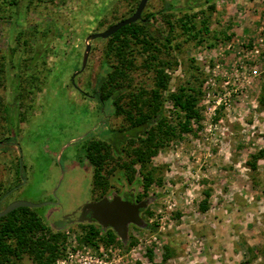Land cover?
Here are the masks:
<instances>
[{
  "label": "rangeland",
  "instance_id": "1",
  "mask_svg": "<svg viewBox=\"0 0 264 264\" xmlns=\"http://www.w3.org/2000/svg\"><path fill=\"white\" fill-rule=\"evenodd\" d=\"M11 1L0 0V187H15L0 211L14 200L47 203L34 213L65 237L54 264H264V158L256 170L248 165L264 149V0H209L193 9L184 0H148L142 16L155 12L153 27L164 36L172 31L171 46L162 52L170 64L169 91L193 87L201 115L199 123L192 121L193 132L150 159L148 188L138 165L132 181L123 168L131 139L144 132L129 129L95 93L106 39L86 40L130 15L139 0H34L29 8L27 0ZM193 13H199L197 28L208 19V32L199 38L177 22ZM142 58L137 55L138 64ZM152 76L131 72L127 90H149ZM176 111L163 102L171 121ZM107 137L121 142L101 170L108 182L102 193L93 187L85 156L95 141L109 145ZM126 190L136 202L151 199L140 217L152 228L130 224L126 245L117 235L97 247L81 242L86 227L76 220L82 207ZM59 219L75 223L57 227ZM16 264L35 263L25 254Z\"/></svg>",
  "mask_w": 264,
  "mask_h": 264
},
{
  "label": "trees",
  "instance_id": "2",
  "mask_svg": "<svg viewBox=\"0 0 264 264\" xmlns=\"http://www.w3.org/2000/svg\"><path fill=\"white\" fill-rule=\"evenodd\" d=\"M36 1L41 2L42 0ZM33 2L34 0H27V8ZM138 2L131 9L130 15L134 12ZM204 3H209V0H184L183 2L187 9L200 7ZM16 4V0L9 3V5ZM213 8V5L208 7L209 10ZM155 14V12H150L145 17L142 16L140 21L122 27L106 39L102 64L103 73L99 76L95 89L99 101L109 103L114 114L116 116L121 115L129 125V129H133L135 132H144L142 137L129 138L133 145L128 154L129 163H125L123 168L128 181H132L135 165H138L142 184L145 188H148L154 181V173L148 168L150 159L160 148L166 146L178 135L193 132L192 121L199 123L201 120L197 98L190 93L193 91V87L184 86L173 92L169 91L170 77L165 72V68L170 64L167 59L162 57V52L171 46L169 34L172 31H169L167 36L161 35L151 23ZM198 14H183L178 19V25L183 33H189L193 37L199 38L201 32H208L207 17L200 21L203 27L197 28L194 19ZM128 16H124L120 20ZM168 25L173 29V24L170 21H168ZM20 35L21 33L16 38L18 39ZM9 52L10 56L13 57L16 48H10ZM37 55L40 57L39 51L35 52L32 58ZM137 55H143L139 64L137 63ZM138 69L153 73V87L149 90L143 87L127 90L130 86L128 80L131 72ZM123 100H126L124 105L121 104ZM165 100L171 101L173 106L178 108L174 121H171L162 112ZM259 103L264 107V86L261 88ZM6 140L9 138L7 137ZM108 140H110L109 145L105 142L95 141L91 148L86 149L85 156L93 168V187L101 190L102 193L106 190L108 182L101 170L109 160H112V153L115 151L118 142H121L120 138L117 137L116 139L109 137ZM129 146L131 145L129 144ZM262 158H264V149L251 155L248 165L252 170H256V162ZM17 171L18 163L16 175L18 174ZM14 187L6 189L0 187V198L7 192H11ZM134 198L136 201L135 196ZM129 201L133 202L134 200L130 198ZM205 208V205L201 206V210ZM34 210V208L21 207L0 218V264H16L25 254L35 264H54L63 254L65 237L58 229H50L44 225ZM77 225L86 227L80 239L86 245L97 247L98 240H103L105 243L115 240L116 233L111 228L103 229L95 221L78 223ZM144 228L151 229L152 226L145 224ZM99 234H101V239L98 237ZM129 240L128 237L125 243L121 240L119 242L121 245H126L130 242Z\"/></svg>",
  "mask_w": 264,
  "mask_h": 264
},
{
  "label": "water",
  "instance_id": "3",
  "mask_svg": "<svg viewBox=\"0 0 264 264\" xmlns=\"http://www.w3.org/2000/svg\"><path fill=\"white\" fill-rule=\"evenodd\" d=\"M148 0H139L134 12L118 21L115 24L110 25L108 28L101 32L92 33L87 36L86 40L93 41L96 39H107L112 36L122 27L129 25L131 23L140 21L142 19V13L146 7ZM90 50L89 43H86L85 52L82 61V70L86 63L87 55ZM77 71V75L81 71ZM6 193L0 200H3L7 196ZM151 199L143 200L140 202H130L122 200L119 196H114L112 199L106 197L97 200L87 202L81 210L80 217L76 222H92L95 221L103 229L111 228L119 239L125 243L128 239V226L130 224L137 227H144L145 223L140 217V211L144 209ZM47 203H32L26 200H14L9 202L1 211L0 218L7 215L8 213L14 211L17 208L27 207V208H39L45 206Z\"/></svg>",
  "mask_w": 264,
  "mask_h": 264
},
{
  "label": "flooded vegetation",
  "instance_id": "4",
  "mask_svg": "<svg viewBox=\"0 0 264 264\" xmlns=\"http://www.w3.org/2000/svg\"><path fill=\"white\" fill-rule=\"evenodd\" d=\"M131 191H123L121 194L119 195H116V194H113L111 196H107L106 198L108 199H112L114 196H119L122 200H125V201H129L130 198H132V200H134L133 202H136L135 201V198H134V194L131 192ZM5 195V194H4ZM8 195V194H7ZM7 197V196H6ZM2 198V197H1ZM0 198V199H1ZM5 198V197H4ZM3 198V199H4ZM3 200H0V202H2ZM91 201H94V200H91ZM96 201V200H95ZM90 202V201H89ZM131 202V201H130ZM93 222V221H92ZM72 223H75V222H71V220H68V221H63L62 219H59L58 220V224H57V227H62V226H68L69 224H72ZM91 223V222H90ZM107 229V228H106Z\"/></svg>",
  "mask_w": 264,
  "mask_h": 264
}]
</instances>
